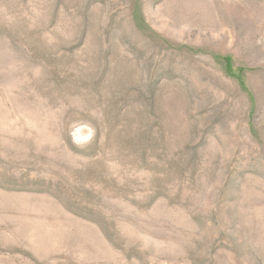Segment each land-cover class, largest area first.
Returning <instances> with one entry per match:
<instances>
[{
	"label": "rangeland",
	"instance_id": "obj_1",
	"mask_svg": "<svg viewBox=\"0 0 264 264\" xmlns=\"http://www.w3.org/2000/svg\"><path fill=\"white\" fill-rule=\"evenodd\" d=\"M0 264H264V0H0Z\"/></svg>",
	"mask_w": 264,
	"mask_h": 264
}]
</instances>
